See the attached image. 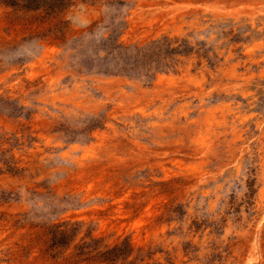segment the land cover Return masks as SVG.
Returning a JSON list of instances; mask_svg holds the SVG:
<instances>
[{"label": "rangeland", "instance_id": "rangeland-1", "mask_svg": "<svg viewBox=\"0 0 264 264\" xmlns=\"http://www.w3.org/2000/svg\"><path fill=\"white\" fill-rule=\"evenodd\" d=\"M65 2L0 0V264H264V0Z\"/></svg>", "mask_w": 264, "mask_h": 264}, {"label": "trees", "instance_id": "trees-1", "mask_svg": "<svg viewBox=\"0 0 264 264\" xmlns=\"http://www.w3.org/2000/svg\"><path fill=\"white\" fill-rule=\"evenodd\" d=\"M66 0H2L8 6L22 8L27 11H54L59 7L63 9L66 5ZM179 43V44H178ZM156 50L164 59L172 58L176 54H187L190 52L187 40H178L171 39L168 37L163 38L162 40L156 42ZM133 249L128 241H124L121 245L115 246L114 248L100 253L98 255L103 257L105 261L115 262L118 259H126Z\"/></svg>", "mask_w": 264, "mask_h": 264}, {"label": "bare ground", "instance_id": "bare-ground-1", "mask_svg": "<svg viewBox=\"0 0 264 264\" xmlns=\"http://www.w3.org/2000/svg\"><path fill=\"white\" fill-rule=\"evenodd\" d=\"M180 9L183 8V6L179 7ZM255 261V257H254V254H250V257L248 259V263L249 264H253V262Z\"/></svg>", "mask_w": 264, "mask_h": 264}, {"label": "water", "instance_id": "water-1", "mask_svg": "<svg viewBox=\"0 0 264 264\" xmlns=\"http://www.w3.org/2000/svg\"><path fill=\"white\" fill-rule=\"evenodd\" d=\"M216 8L219 9V10H222V9L226 10L227 9L225 7H220V6H217Z\"/></svg>", "mask_w": 264, "mask_h": 264}]
</instances>
